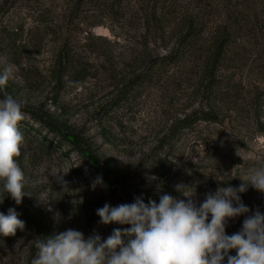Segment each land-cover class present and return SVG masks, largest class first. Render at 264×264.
I'll list each match as a JSON object with an SVG mask.
<instances>
[{"label":"rangeland","instance_id":"374dc122","mask_svg":"<svg viewBox=\"0 0 264 264\" xmlns=\"http://www.w3.org/2000/svg\"><path fill=\"white\" fill-rule=\"evenodd\" d=\"M0 60L15 65L4 92L23 104L31 195L0 193L25 222L0 235V264H31L36 239L69 228L130 227L101 223L106 203L186 199L183 183L199 204L264 165V0H0ZM239 195L250 211L228 235L264 213V193Z\"/></svg>","mask_w":264,"mask_h":264},{"label":"clouds","instance_id":"9594fccd","mask_svg":"<svg viewBox=\"0 0 264 264\" xmlns=\"http://www.w3.org/2000/svg\"><path fill=\"white\" fill-rule=\"evenodd\" d=\"M14 71V64L0 60V193L19 205L31 195L25 191V175L15 159L24 143L18 127L24 119L23 104L4 92ZM64 173H52L61 185ZM235 177L242 181L238 187H219L199 204L193 199L195 188L186 191L183 183L175 190L186 199L164 194L158 203L152 199L145 203L142 197L116 206L106 203L96 210L100 222L130 227L115 228L103 240L98 234L85 238L71 228L44 236L35 240L37 254L31 264H264V213L257 209L246 216L238 232H225L229 219L250 211L239 193L249 185L264 193V165L241 169ZM97 185H103L100 176L91 188ZM17 229H25L17 211H0V235L14 236ZM230 250L236 254L230 255Z\"/></svg>","mask_w":264,"mask_h":264},{"label":"trees","instance_id":"16d2710c","mask_svg":"<svg viewBox=\"0 0 264 264\" xmlns=\"http://www.w3.org/2000/svg\"><path fill=\"white\" fill-rule=\"evenodd\" d=\"M190 32H191V30L189 29V31H188V33L184 36V39L186 38V37H189V35H190ZM184 43V42H183ZM185 44V43H184ZM169 60H170V57H165L164 59H163V61H162V63H166V62H169ZM205 118H209V119H215L214 117L213 118H210V116H204ZM49 126H50V128L52 129V130H57V127L53 124V123H49L48 124ZM74 143H77V141H74ZM78 144V143H77Z\"/></svg>","mask_w":264,"mask_h":264}]
</instances>
